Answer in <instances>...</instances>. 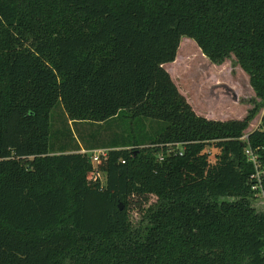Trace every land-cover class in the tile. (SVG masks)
<instances>
[{
  "label": "trees",
  "instance_id": "1",
  "mask_svg": "<svg viewBox=\"0 0 264 264\" xmlns=\"http://www.w3.org/2000/svg\"><path fill=\"white\" fill-rule=\"evenodd\" d=\"M182 36L232 55L264 101V0H0V264H264L244 156L264 165V108L242 142L253 110L195 114L163 67ZM56 104L71 122L164 126L92 163L50 144Z\"/></svg>",
  "mask_w": 264,
  "mask_h": 264
},
{
  "label": "rangeland",
  "instance_id": "2",
  "mask_svg": "<svg viewBox=\"0 0 264 264\" xmlns=\"http://www.w3.org/2000/svg\"><path fill=\"white\" fill-rule=\"evenodd\" d=\"M163 66L195 114L207 119L229 120L241 119L249 110H253V115L239 137L241 142L245 141L250 131L259 127L264 101L254 96L246 73L237 65L232 55L218 64L213 63L201 53L192 39L182 36L179 38L174 59ZM48 119L50 144L53 147L61 143L60 145L71 148L77 144L78 152L86 154L89 159L95 153L104 152L107 149L105 144L127 142L128 138L139 141L146 134L153 136V130L157 126H164L162 122L126 117H116L102 124L71 122L65 117L60 104L50 109ZM88 144L96 145V148L86 150L85 147H90ZM181 149V146L173 145L166 152L175 153ZM204 150L209 152L210 159H213L211 154L218 153V148L212 145L205 146ZM249 151V154L244 152V156L254 168L253 174L249 176V181L253 184L251 190L254 191V198L250 202L260 212L264 211V199L257 192L258 185L253 182L260 181L264 174V165L252 149ZM97 176L103 179L102 172L98 171ZM129 218L134 221L137 214L131 212Z\"/></svg>",
  "mask_w": 264,
  "mask_h": 264
},
{
  "label": "built area",
  "instance_id": "3",
  "mask_svg": "<svg viewBox=\"0 0 264 264\" xmlns=\"http://www.w3.org/2000/svg\"><path fill=\"white\" fill-rule=\"evenodd\" d=\"M244 152H245L246 154H249L250 151H249V149L247 148V149L244 150ZM102 153H103V152H102ZM98 154H101V153H95V154H93V155L90 157V161H91L92 163H95ZM96 175H97V174H96Z\"/></svg>",
  "mask_w": 264,
  "mask_h": 264
},
{
  "label": "crops",
  "instance_id": "4",
  "mask_svg": "<svg viewBox=\"0 0 264 264\" xmlns=\"http://www.w3.org/2000/svg\"><path fill=\"white\" fill-rule=\"evenodd\" d=\"M164 67V66H163ZM165 69V68H164ZM168 73V72H167ZM174 83V82H173Z\"/></svg>",
  "mask_w": 264,
  "mask_h": 264
},
{
  "label": "water",
  "instance_id": "5",
  "mask_svg": "<svg viewBox=\"0 0 264 264\" xmlns=\"http://www.w3.org/2000/svg\"><path fill=\"white\" fill-rule=\"evenodd\" d=\"M120 208V207H119Z\"/></svg>",
  "mask_w": 264,
  "mask_h": 264
}]
</instances>
